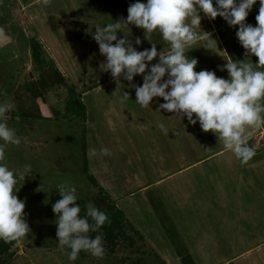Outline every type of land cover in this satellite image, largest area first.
<instances>
[{
	"label": "rangeland",
	"instance_id": "1",
	"mask_svg": "<svg viewBox=\"0 0 264 264\" xmlns=\"http://www.w3.org/2000/svg\"><path fill=\"white\" fill-rule=\"evenodd\" d=\"M134 2L0 0V27L5 28L0 34V103L14 105L8 124L24 138L6 148L7 163L11 169L31 164L33 170L16 193L25 202L31 231L1 258L8 255L10 264H121L116 256L122 253L130 257L125 264H264V129L251 130L248 143L256 155L242 165L198 122L157 110L163 98L144 109L135 102L130 82L121 77L118 87L110 72L101 70L105 57L89 31L96 22L126 19ZM35 4L39 10L30 8ZM259 7L257 0L247 23L256 26ZM200 15L197 31L217 40L219 52L201 47L187 55L197 59L195 71L211 70L227 79V71L220 70L227 60L220 52L233 60L246 58L235 35L238 26ZM53 18L56 24L70 19L74 27L67 32L62 25L61 36H55ZM130 28L137 50L150 49L144 30ZM135 32H141L140 45H135ZM154 41L157 51L165 46L159 35ZM131 83L141 85L142 76ZM123 91L130 99L121 104ZM160 123L169 135L158 128ZM102 148L111 155L101 156ZM84 153L94 184L82 171ZM64 181L76 187L81 215L89 202L107 214L119 209L124 215L125 221L100 230L103 258L82 251L71 262L59 249L52 204L62 198L58 185Z\"/></svg>",
	"mask_w": 264,
	"mask_h": 264
},
{
	"label": "clouds",
	"instance_id": "2",
	"mask_svg": "<svg viewBox=\"0 0 264 264\" xmlns=\"http://www.w3.org/2000/svg\"><path fill=\"white\" fill-rule=\"evenodd\" d=\"M256 3L257 0H136L129 4L126 19L96 22L89 32L105 57L101 70L110 72L118 87L123 85L121 77L130 82L129 86L135 89V102L141 108H151L154 98H163L165 102L157 110H166L180 119L186 117L192 125L198 122L204 132L214 133L243 165L256 155V148L248 143L251 130L264 129V0H259L256 26L246 22ZM201 12L209 20L219 16L230 27L238 26L235 35L246 58L233 60L220 52L227 60L220 68L227 71V79L218 77L215 71H195L198 61L187 55L201 47L219 52L217 40L203 30L197 31L201 28ZM130 25L144 30L150 49L137 50L130 39ZM0 34H5V28L0 27ZM157 35L165 45L160 51L154 41ZM141 43L137 37L135 45ZM252 56L258 62L254 63ZM154 59L157 62L151 63ZM137 75L142 76L141 85L131 83ZM129 99V93L123 91L119 102ZM13 111L14 105L0 103V241L19 244L31 229L24 219L25 202L16 193L33 170L31 164L22 169L8 166L6 148L19 146L24 139L8 124ZM158 128L169 135L163 123ZM96 154L93 149L92 155ZM99 154L111 155L107 148L100 149ZM58 193L62 198L52 204V210L56 214L59 249L71 262L82 251L103 258L106 249L100 230L111 223L107 213L89 202L81 215L77 189L68 181L58 185ZM91 233L97 234L93 237Z\"/></svg>",
	"mask_w": 264,
	"mask_h": 264
},
{
	"label": "trees",
	"instance_id": "3",
	"mask_svg": "<svg viewBox=\"0 0 264 264\" xmlns=\"http://www.w3.org/2000/svg\"><path fill=\"white\" fill-rule=\"evenodd\" d=\"M31 5V4H30ZM30 5H28V6H30ZM31 7H33V8H35V9H37L36 7V4L34 5V6H30V8ZM33 8H31V9H33ZM37 10H39V9H37ZM31 11V10H30ZM34 12V11H33ZM30 15H33V13H31ZM53 21H54V24H55V26L57 25L56 24V22H55V20H54V18H53ZM35 22V21H34ZM55 30L56 29H54L53 30V34L55 35V34H57L56 32H55ZM44 34V33H43ZM50 37V36H49ZM46 39V38H45ZM81 106V109H82V115H83V117L86 119L87 117V113H86V108H85V106H83V105H80ZM83 148H84V145H83ZM85 151V150H84ZM82 171H83V173L85 174V175H87V178L90 180V181H92V183L94 184V182H95V180L88 174V161H87V158H86V155H85V153H84V155H83V162H82ZM98 190H99V194L100 195H102L103 196V198L104 199H106V200H108L109 202H110V199L108 198V196L105 194L104 195V190L101 188V187H99L98 188ZM108 215V217H109V219H110V221H111V224H112V222H117V221H120V220H124L125 221V218H124V215L120 212V210L119 209H116L115 211L113 210V212L112 213H110V214H107ZM113 225V224H112ZM117 225V224H116ZM105 228V227H104ZM120 227H119V225H118V229H119ZM138 235V234H137ZM10 244L11 245H13L12 244V242H10V243H4L3 241H0V264H2L1 262L2 261H4V260H7V264H10V262H9V260L10 259H7L9 256L7 255V256H5V257H2L1 258V255H3L4 256V254L6 253V252H8L9 251V248L11 247L10 246ZM132 245V244H131ZM113 256H116L115 254L113 255ZM4 259V260H3ZM170 262V261H169ZM164 264H166V263H164ZM169 264V263H168ZM170 264H174V263H171L170 262Z\"/></svg>",
	"mask_w": 264,
	"mask_h": 264
},
{
	"label": "crops",
	"instance_id": "4",
	"mask_svg": "<svg viewBox=\"0 0 264 264\" xmlns=\"http://www.w3.org/2000/svg\"><path fill=\"white\" fill-rule=\"evenodd\" d=\"M75 24V23H74ZM62 25H63V27H65V28H67V32L68 31H70V29L72 28V27H74V25H73V22L72 21H70V19L69 20H65V22H62V23H58L57 25H56V30H55V32L57 33V34H60V36H61V32H60V30H61V28H62ZM136 33V35L139 37V34L141 33V32H139V33H137V32H135ZM57 34H55V36H57ZM135 35V34H134ZM141 36L142 35H140V37L139 38H141ZM144 38V37H143ZM54 46V48H55V46L56 45H53ZM57 48V47H56ZM30 56H32V54H30ZM33 116V115H32ZM130 255V254H129ZM129 256H125L124 254H120L119 256H116V258L121 262V264H125L126 262H128L129 261V258H128Z\"/></svg>",
	"mask_w": 264,
	"mask_h": 264
},
{
	"label": "water",
	"instance_id": "5",
	"mask_svg": "<svg viewBox=\"0 0 264 264\" xmlns=\"http://www.w3.org/2000/svg\"><path fill=\"white\" fill-rule=\"evenodd\" d=\"M207 32H211V26L207 23Z\"/></svg>",
	"mask_w": 264,
	"mask_h": 264
}]
</instances>
